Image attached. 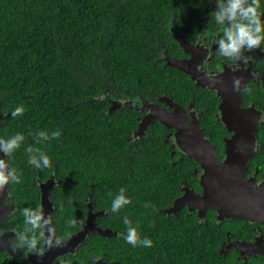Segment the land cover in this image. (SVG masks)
Returning <instances> with one entry per match:
<instances>
[{"label":"trees","instance_id":"trees-1","mask_svg":"<svg viewBox=\"0 0 264 264\" xmlns=\"http://www.w3.org/2000/svg\"><path fill=\"white\" fill-rule=\"evenodd\" d=\"M215 9V0H0V138L25 137L7 157L22 181L10 183L18 213L9 224L23 230L21 210L39 205L37 184L53 174L59 181L50 193L56 234L79 229L88 198L96 211H104L96 226L117 232L116 237L91 238L92 246L81 249L79 260L92 255L93 260L102 256L98 264L218 263L214 254L197 255L216 245L209 230L205 241L195 233L189 242L175 239L169 217L158 214L166 205L157 198L171 195L185 180L191 161L169 160V150L162 148L167 129L160 123L133 143L129 138L137 114L128 108L108 113L109 100L117 95L142 100L184 96L189 81L163 59L180 50L171 29L192 26L185 21L186 11L207 17ZM260 11L264 18V0ZM18 106L25 111L13 118ZM57 129L59 138L37 143V132ZM29 146L47 154L51 167L29 165ZM120 188L131 203L113 213L112 199ZM125 216L141 239L152 241L151 247L126 253ZM72 218L78 224L69 228ZM183 245L191 254H169Z\"/></svg>","mask_w":264,"mask_h":264},{"label":"flooded vegetation","instance_id":"flooded-vegetation-1","mask_svg":"<svg viewBox=\"0 0 264 264\" xmlns=\"http://www.w3.org/2000/svg\"><path fill=\"white\" fill-rule=\"evenodd\" d=\"M213 11L214 10H210L208 13L209 16L207 17L200 16L204 14L198 12L186 11L189 19L185 21L192 23V26L186 27L184 31L171 29L172 35L173 31L179 32L193 49L191 54H188L178 45L180 50L174 55L175 57H168L179 61H187L193 58V63L188 67L191 72L189 74L181 72L186 76L190 84V88L184 93V96L180 97L179 100L173 99L167 95L153 96L147 100H142L134 96L125 99L123 96L117 95L114 99H110L109 103L113 100L123 102L131 101L132 106L128 109L133 110L137 114V129L143 117L149 113V108L148 106L144 107V103L162 109L165 108L167 112L171 113L173 110L159 100L164 97L170 99L173 104L177 105L186 114L189 123L194 121L197 123L199 129L202 131L203 140L208 143L207 153L211 151L214 159H216L219 164H222L228 159V155L232 150L231 139L233 132L227 130L223 121L221 110L223 98L220 89L224 88L223 86L230 87L229 91L233 96H236L237 101L239 100L238 115L243 116L248 127L253 125L255 129L252 144L248 145L246 149L240 146L236 150L237 152H242L244 150L247 153L250 152V157L245 164V172L243 174L244 183H246V185L242 188L248 190L249 194L247 198L254 201L256 210L251 212L248 219L222 218L219 220V215L216 210L207 209L204 216L199 217L197 209L193 210L188 204H185L180 207L176 213H171L170 215L164 214L166 210L173 207L177 200L185 199L191 201V199L201 197L204 194V187L201 185V180L205 172L195 159L189 157L187 153L179 148L174 136L175 130L166 128L167 131L162 139V148L165 151L169 150V160L174 164L176 161L185 158L192 163L187 161L190 168L187 171L185 180L181 181L180 184L172 190V194H166L162 199L161 197L157 198L159 203L163 202L166 205L158 209V214L163 217H169L168 220L173 225L171 227V232L172 234H176L175 239H182L181 237H185L189 242L192 233H195L199 240L205 241V233H207L208 230L210 231L216 245L211 251H207L206 249L198 250L197 255L199 256L214 254L219 259L217 264H264V44L261 45L260 49L254 50L253 52H245L246 56L252 57L247 64L243 62H233L232 60L219 56L217 54L218 46L214 43V39L219 32V27L214 23L210 24V14ZM205 30H207V34L202 35ZM165 58H167V56L163 55L164 62ZM206 74H208L207 77ZM234 76L243 78L244 85L248 89L247 91L241 90L240 92H236L233 90ZM194 77L202 81L211 80L213 83L216 82V87L220 86V89L198 86L196 81L193 80ZM155 122L158 121H154L150 125H153ZM149 126H147L146 130ZM134 131L129 138L133 143L142 139L135 137ZM145 135L146 132L143 138ZM50 177H53L55 181V185L50 190L51 193V191L59 185V181L53 174L50 175ZM45 181H39L37 184L39 190V205H41L39 185ZM50 193L49 199L51 201ZM88 203L91 205L92 213L95 214L99 212L93 207L91 199H86L83 216V218L86 217V219V206ZM10 208L11 210L9 212ZM55 210L56 208L53 204L52 217ZM17 213L18 207L11 200L9 183L5 199L3 202H0V215H2L0 216V233H2V235H0V264H59L58 257L63 258L64 264H94L92 255L88 257L82 255L79 260L78 254L86 244L92 246L93 241L91 238L96 235L86 236L82 243L56 256L53 255L55 252L54 248L48 251L47 257L43 256L42 258L34 254L25 255L24 250L13 252L10 242L15 240L19 230L9 224V221ZM98 218L94 220L95 226ZM81 228L82 226L80 225L79 229L71 234L61 233L59 235L56 234V236L62 238L64 245L71 240ZM125 235L126 233H123L122 237L125 247L128 248L126 253L129 254L132 252L130 248L133 246L126 242ZM173 236L174 235H172V237ZM136 247L141 246L138 245ZM183 247L184 248L178 250V252L173 249L169 254H191L189 247L187 248L186 245H183Z\"/></svg>","mask_w":264,"mask_h":264},{"label":"water","instance_id":"water-1","mask_svg":"<svg viewBox=\"0 0 264 264\" xmlns=\"http://www.w3.org/2000/svg\"><path fill=\"white\" fill-rule=\"evenodd\" d=\"M173 36L177 44L184 50L185 53L191 54L193 51L192 46L184 39L182 34L177 31H173ZM193 63V58L190 60H173L171 58H165V65L171 68H175L180 72L189 74L191 71L188 69L189 65ZM193 80L196 81L198 86L208 87L210 89H220L217 83L211 80H200L194 77ZM220 89V93L223 98V103L221 106L223 121L229 132H233L231 139V148L228 155V159L219 164L212 152L208 151V143L203 140L202 131L199 129L197 123L194 121L192 123L188 122L186 114L175 104L171 102L170 99L160 98L161 102H164L166 106L171 108L173 112L169 113L164 108L156 107L154 105H149L144 103V107L148 106L149 113L143 117L139 123L137 129L134 131V136L143 138L147 126L152 124L154 121H158L167 129L175 130V138L179 148L187 153L189 157L195 159L201 168L205 171L202 176L201 185L204 187V194L201 197L193 198L191 201L185 199L177 200L171 209L165 211L164 214L170 215L171 213H176L177 210L185 204H188L191 209H197L199 212V217L204 216L207 209L216 210L218 213V218H249L251 212L256 210L254 201L248 199V190L242 188L246 183H244L243 174L245 172V164L250 157V152L244 151L237 152L238 147L245 148L252 144L254 137V126L248 125L245 122L243 116L238 115V101L236 96H233L229 91L230 87L223 86ZM131 101H110V106L108 108V113L111 114L116 110L122 108H131ZM189 152V153H188ZM0 158L7 159L3 157L0 153ZM59 184V182H58ZM55 185L53 177H50L44 183L39 185L41 193V205H43L44 211L47 214L53 212V204L49 199L50 190ZM7 187L4 188L3 192H0L1 198L0 202H3L7 194ZM87 209V219L82 228L77 232V234L66 242L63 247L54 248L53 255L66 252L68 249H72L77 244L84 241V238L88 235H96L100 237H116L117 232L110 229H102L94 225L95 218L104 215V211L96 212L95 214L91 211L90 203L86 206ZM11 208L9 209L10 212ZM250 212V213H249ZM2 216V215H0ZM60 248V249H59ZM57 250V251H56ZM48 252L45 257H47Z\"/></svg>","mask_w":264,"mask_h":264},{"label":"clouds","instance_id":"clouds-1","mask_svg":"<svg viewBox=\"0 0 264 264\" xmlns=\"http://www.w3.org/2000/svg\"><path fill=\"white\" fill-rule=\"evenodd\" d=\"M216 9L210 16V24L214 23L219 27L217 37L214 39L218 46L217 54L233 62H243L247 64L252 57L246 56L245 52H253L260 49L264 44V18H262L261 0H215ZM205 30L202 35H206ZM208 74H206L207 77ZM243 86V87H242ZM233 90L240 92L247 91L242 77H233ZM25 109L18 106L11 112L13 118L22 115ZM37 143L49 139H57L61 136L60 130H55L49 134L46 131H39L36 134ZM25 137L22 133H16L14 136L3 139L0 138V153L3 157H11L12 154L20 148ZM25 152L28 156V164L36 169L51 167V158L42 152L39 148L27 147ZM21 173L15 167H10L8 160L0 158V192L9 183H21ZM126 189L120 188L111 203L110 211L118 212L121 208L131 203L126 196ZM111 196L112 194L109 193ZM145 208L154 207L150 203H145ZM24 227L16 234L15 240L10 242L13 252L24 250L25 255L34 254L43 257L53 248L63 246L61 237L56 236L53 226V217L44 211L43 205L25 207L21 210ZM86 222V217L79 221L81 226ZM123 223L127 226L125 240L133 247L143 246L151 247L152 241L148 238L140 239L138 230L133 227L127 216L123 218ZM78 221L74 218L67 221L69 228L76 227ZM2 235V233H0ZM59 264H64L63 258L58 257ZM102 259V256L94 257V264Z\"/></svg>","mask_w":264,"mask_h":264}]
</instances>
